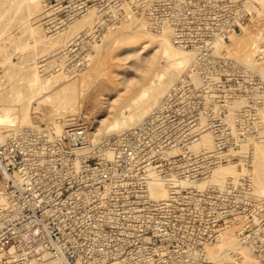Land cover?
<instances>
[{
    "label": "built area",
    "instance_id": "1",
    "mask_svg": "<svg viewBox=\"0 0 264 264\" xmlns=\"http://www.w3.org/2000/svg\"><path fill=\"white\" fill-rule=\"evenodd\" d=\"M115 2L129 4L155 31H170L191 61L157 105L129 128L96 140L85 124L26 127L0 138V264H209L205 246L192 260L168 234L181 228L186 209L175 199L181 195V187L175 188L181 167L176 175L169 172L170 149L181 140V128L196 125L199 115L210 116L213 124L227 117V105L239 95L251 98L256 113L264 115V93L248 91L245 78L208 71L224 58L216 54L218 44L264 19V9H257L258 0ZM231 80L238 93L227 88ZM185 108L191 113L187 123L181 117ZM248 111L239 108L233 116ZM214 126L216 150L198 159L219 156L232 145L229 133L236 141L253 129ZM161 188L165 195L156 197ZM257 208L259 222L244 207L233 208L226 221L237 227L239 246L264 259V206ZM213 237L221 235L216 231Z\"/></svg>",
    "mask_w": 264,
    "mask_h": 264
},
{
    "label": "rangeland",
    "instance_id": "2",
    "mask_svg": "<svg viewBox=\"0 0 264 264\" xmlns=\"http://www.w3.org/2000/svg\"><path fill=\"white\" fill-rule=\"evenodd\" d=\"M37 7L40 8L37 9ZM130 8L129 4H121L119 6L115 0H0V91H4L3 93L0 92V96L1 94L3 96L0 98V103H9L11 101L10 103L15 107L11 119L15 123L14 128L16 129L12 130L13 126L6 123H4L6 126L0 124L1 139L12 138L20 129L26 127L68 128L78 124H85L91 131L97 127L102 128L104 133L100 136H107L120 131L115 129L105 130L112 119L120 112L122 106L131 100L129 98L140 94L153 78L170 64L169 57L164 56L157 57L156 61L151 64L150 57L158 49V43L154 37L159 38L164 33L155 31L147 24H145V28L144 23H146V20H136L135 17L138 15L131 13ZM28 9L30 10L28 11ZM257 9H264V0H258ZM34 12L37 14H34ZM89 17L90 21H88ZM92 17H95V19L92 20ZM78 19L82 22L78 21ZM139 21L143 24H139ZM38 22L39 26L35 25ZM83 22L84 24H82ZM140 25L143 26L140 27ZM71 28L74 30L73 32ZM135 28L145 31L147 34H137ZM36 29H38L37 32L40 31V34L36 33L37 36L39 35L38 37L35 35ZM165 33L169 37H173L170 31H165ZM42 36L46 38L43 39ZM253 42L256 43L259 49L251 57L247 54ZM221 43L222 46H218L219 50L216 54L222 55L224 58L220 59L221 63L216 64L215 67H210L208 71L212 73L225 72L233 79H235V76H239V80L245 78L247 84H249L246 87L248 91L264 93V19H256L246 24L237 30L230 39H226ZM36 45L40 47L37 49ZM176 45L180 47L178 44ZM22 46H25V48ZM183 50L187 51L186 49ZM27 51L31 52L32 55L30 53L28 55ZM26 55L29 56V59L25 60L24 57ZM52 56L54 57V61L53 59L52 61L55 62V65L52 62L53 67L51 64L48 65L50 63L48 61L51 60ZM61 57L63 58L61 59ZM64 57L67 58L64 59ZM33 59L35 60L33 61ZM24 61L32 65L28 64V66L26 64V66ZM190 61L191 58L185 67L180 68L174 74L172 77L174 80L170 79L169 83H167V79H164L165 83H163L166 85H164L165 87H163V90L158 95L162 97L184 75ZM14 62L17 64H14ZM21 64L24 65L23 68L20 67ZM43 65L48 71L43 70ZM34 66L38 70L40 68L39 72L42 74L44 71L45 73L44 76L41 73L39 74L37 82L32 84L33 88L31 85L32 80L28 81V78L33 77V74L29 73L30 76H27V73L31 72L30 70L33 73ZM24 68H27L26 70L29 68V71L26 73ZM16 69L18 70L16 71ZM19 70H24L25 72H22L24 74H21ZM56 72H60L61 75ZM62 74L66 75L63 77ZM20 76L23 77L20 78ZM57 76L58 78H56ZM198 76L200 77V75ZM14 77L17 80L19 78L18 81L21 82L17 81L14 83L16 81ZM199 77L197 79H200ZM21 79L26 80L23 81ZM131 80H136L137 84L129 89L127 86ZM54 81L58 85L56 82L53 85L52 82ZM10 82L15 84V89L10 86L12 84ZM230 82L232 84L227 85V88L232 87L231 89L238 93V86L232 80ZM21 84L22 86L18 87ZM5 87H7L6 90L12 87L7 90L10 97L5 92ZM13 91L16 92L14 93ZM150 92L153 93V90H150ZM16 93L20 94V96H22V93L23 95L25 94L23 97L25 99L20 96L22 98H19L20 100L15 98L18 97ZM151 95L153 96L150 93L147 95L148 98L146 96L142 100L145 102H143L145 106L151 105L149 110L154 108L161 98L158 95L155 98ZM245 95L247 98L249 94ZM11 96L12 99L14 98V102L11 100ZM240 96L242 97L241 99L237 98L239 100L236 99L229 102L227 105L230 111L229 115L220 119L218 118L216 124L210 122V116L199 115L198 121L195 122L196 125H188L185 128H181V140L177 141V144L170 150L169 172L176 175L177 168L181 167V184H175V188L181 187V195L175 199L181 202V208L186 209L181 212V228L168 229V234L170 238L172 237L181 243V250H184V253L192 260L194 258L198 259L200 255L202 256L200 248L203 246H205L203 249L204 256L209 261V264H215L214 259L216 254H221L228 249L233 251V256H231L233 262L241 260L243 250L250 256L256 257L251 248L239 246L237 227L227 226L228 223L226 221L234 216V212H232L233 208L244 207L248 210L250 218L259 222L262 211L257 207L264 206V183L263 181L259 182L256 180L255 167H253L259 157L260 163L264 165V153H261L260 150L263 147L259 146L263 143H259V141H263L264 139V132L261 133L259 131L260 128H264V122H261L264 121V115L256 113L253 106L254 101H251V98L246 100L244 95ZM29 97H32L31 102ZM3 98L6 100H3ZM24 101L25 103L28 102V106L27 104L24 105ZM26 107H28V112L26 109H23ZM137 108L135 107L132 111L126 110L125 113L135 112L139 109ZM239 108H245L249 111L247 114L236 118L233 116V111L236 112ZM22 109L25 111L24 113H22ZM149 110H147L146 114ZM183 113L184 115L181 117L186 119L183 123H187V119L191 118V113L186 108ZM144 116L138 117L135 123L125 128L135 125ZM21 117L22 120L20 121ZM102 118L103 121H100ZM236 119L238 125L234 124ZM217 124L224 125V127L227 125L228 127L226 128L240 126L253 129H251L247 137L241 134L242 137L236 141L233 140V136L229 133L230 143L233 146L229 145L228 148L215 158L207 156L204 159H198L197 156L216 150L215 131H218L219 128H214V125ZM189 126L190 128H188ZM205 132L210 133L213 143L209 147H198L196 144ZM179 159H181V163ZM215 169L220 170V180L213 177ZM176 178L179 177L177 176ZM155 196L159 197L156 194ZM213 222H216V225L221 227H208ZM225 230L232 232L236 240L232 239L231 241L223 237L224 235L222 236V234ZM216 231L221 235L217 240L213 237ZM217 244L219 247H214ZM207 246L211 248L208 250ZM211 249H214V251ZM211 251L213 252L211 253ZM240 254L241 257L239 258L238 255ZM256 258L262 262L264 261V259Z\"/></svg>",
    "mask_w": 264,
    "mask_h": 264
},
{
    "label": "bare ground",
    "instance_id": "3",
    "mask_svg": "<svg viewBox=\"0 0 264 264\" xmlns=\"http://www.w3.org/2000/svg\"><path fill=\"white\" fill-rule=\"evenodd\" d=\"M59 3V2H58ZM58 5V4H57ZM80 5V4H79ZM63 6V5H62ZM35 7V6H34ZM54 7V6H53ZM36 8V7H35ZM35 8H34V10H35ZM38 8H40V7H37V9ZM31 9V8H30ZM30 9H28V11L30 10ZM27 11V12H28ZM33 11V10H32ZM38 11V10H37ZM36 11V12H37ZM36 12H34V14H37ZM40 12V11H39ZM95 12V11H94ZM100 12V11H99ZM30 13V12H29ZM28 13V14H29ZM46 13H48V12H46ZM60 13V12H59ZM75 13V12H74ZM49 14V13H48ZM76 14V13H75ZM74 14V15H75ZM33 15V14H32ZM89 15V14H88ZM95 15V14H94ZM29 16V15H28ZM31 16V15H30ZM51 16V15H50ZM71 16V15H70ZM90 16V15H89ZM86 17V16H85ZM84 17V18H85ZM88 17V16H87ZM51 18H52V16H51ZM77 18V17H76ZM93 18V17H92ZM136 18V20H139V19H143L142 17H140V16H137V17H135ZM88 19V18H87ZM95 19V17L92 19V20H94ZM38 20V19H37ZM49 20H51V19H49ZM60 20V19H59ZM86 20V19H85ZM64 21V20H63ZM77 21V20H76ZM78 21H80V19H78ZM77 21V22H78ZM88 21H90V17H89V20ZM80 22H82V21H80ZM85 22H87V21H85ZM68 23V22H67ZM89 23V22H88ZM95 23V22H94ZM141 22L139 21V24H140ZM39 24V22L37 23V24H35V25H38ZM41 24H42V22H41ZM55 24V23H54ZM65 24V23H64ZM70 24V23H69ZM82 24H84V22L82 23ZM141 24H143V23H141ZM145 24H147V22L146 23H144V26H145V28H146V25ZM76 25H77V23H76ZM81 25V24H80ZM138 25V24H137ZM39 26V25H38ZM78 26V25H77ZM76 26V27H77ZM89 26V25H88ZM143 26V25H142ZM141 25H140V27H142ZM43 27V26H42ZM55 27V26H54ZM72 27V26H71ZM80 27V26H79ZM78 27V28H79ZM140 27H138V28H140ZM37 28V27H36ZM57 28V27H56ZM73 28V27H72ZM71 28V29H72ZM138 28H135L136 30V33L137 34H140V33H145V31H140ZM144 28V29H145ZM142 29V28H141ZM37 30L38 29H36L35 30V35H36V33L37 34H40V31H38L37 32ZM50 30V29H49ZM67 31V30H66ZM74 30L72 29V32H73ZM33 32V31H32ZM41 32H42V29H41ZM164 34H162V36L160 35L159 36V38H157V37H154L155 38V40H157V43H158V49L151 55V64H153L155 61H156V59H157V57H159V56H161V57H169V59H170V64L168 65V67L165 69V70H162V71H160L158 74H157V76L156 77H154L153 78V80L149 83V85L146 87V88H144V90H142L141 92H140V94H138V95H136V96H132L131 98H129V99H131L127 104H125L124 106H122V108H121V110H120V112L112 119V121L108 124V128H106V130L105 131H109V130H112V129H115V130H121V129H125V127H128L129 125H131L132 123H135V121L137 120V118L139 117H141V116H144L145 114H146V112H147V110H149V108H150V106L148 107L147 105L145 106L144 104H143V102L144 101H142V100H144L145 99V97L147 96V95H149L150 93L151 94H153V96L152 97H157V95L160 93V91H162L163 90V87H165L164 85H166V84H164L165 83V80L164 79H167L166 81H168L167 83H169V81H170V79H172V77L174 76V74L180 69V68H182V67H185V65L189 62V60H190V58H191V56H190V53H189V51L187 52H185V50H183L182 48H180V47H177V45H176V43H175V41H174V39L173 38H171V37H169L165 32H163ZM33 34V33H32ZM74 34V33H73ZM137 34H136V36H137ZM143 34H141V35H143ZM145 34H147V33H145ZM144 34V35H145ZM51 35V34H50ZM56 35V34H55ZM61 35V34H60ZM70 35V34H69ZM141 35H138V36H141ZM32 36V35H31ZM37 36V35H36ZM39 36V35H38ZM37 36V37H38ZM46 36H47V34H46ZM32 37H34V36H32ZM44 36H42V38H43ZM59 37V36H58ZM40 38H41V36H40ZM46 38V37H45ZM45 38H43V39H45ZM57 38V37H56ZM153 38V39H154ZM65 39V38H64ZM36 40V39H35ZM38 40V39H37ZM50 40V39H49ZM40 42H41V40H39ZM47 41V40H46ZM247 41V40H246ZM62 43H63V41H62ZM30 44V43H29ZM221 45H219L218 44V46H222V43H220ZM40 45V44H39ZM37 46V45H36ZM22 47H24L25 48V46H22ZM38 47H40V46H37L36 48L38 49ZM55 47V46H54ZM21 48V47H20ZM50 48V47H49ZM48 48V49H49ZM61 48V47H60ZM219 48H221V47H219ZM245 48H246V44H245ZM47 49V50H48ZM59 49V48H58ZM259 49V47L256 45V43L255 42H253L252 43V47L251 48H249V53L247 54V55H250L251 57L255 54L254 52L255 51H257ZM22 50H23V48H22ZM39 50H41V49H39ZM60 50V49H59ZM61 50H62V48H61ZM33 51V50H32ZM38 51V50H37ZM42 51V50H41ZM55 51V50H54ZM58 51V50H57ZM14 52V51H13ZM12 52V53H13ZM15 52H16V50H15ZM28 52V51H27ZM29 53L31 54V52H28V55H29ZM41 53V52H40ZM42 53H44L43 51H42ZM41 53V54H42ZM48 53V52H47ZM26 54V53H25ZM50 54V53H49ZM56 54V53H55ZM55 54H53V55H55ZM23 55V54H22ZM28 55H26V56H28ZM32 55V54H31ZM34 55V54H33ZM36 55H38V54H36ZM66 55V54H65ZM11 56H12V54H11ZM26 56L24 57L25 58V60L26 59H29V56H28V58H26ZM51 56V55H50ZM64 56V55H63ZM68 56V55H67ZM34 57H35V55H34ZM41 57V56H40ZM57 57V56H56ZM19 58H20V56H19ZM22 58H23V56H22ZM54 57L52 56V58H51V60L50 59H48V60H50V61H48V65H50L51 64V66H52V62L54 61V59H53ZM63 57H61V59H62ZM65 58H67V57H64V59ZM36 59V58H35ZM35 59H33V61L35 60ZM52 59H53V61H52ZM56 60V59H55ZM68 60V59H67ZM30 61V60H29ZM36 61H37V59H36ZM46 61V60H45ZM56 61H58V60H56ZM65 61V60H64ZM22 62V61H21ZM25 62V61H24ZM28 62V61H27ZM38 62V61H37ZM42 62V61H41ZM61 62H63V61H61ZM71 62V61H70ZM23 63V62H22ZM33 63V62H32ZM54 63V65H55V62H53ZM14 64H17V63H15L14 62ZM24 64V63H23ZM23 64H21L20 65V67H24V65ZM27 63L25 62V65H26ZM29 64V63H28ZM27 64V65H28ZM34 64V63H33ZM44 65H45V63H43ZM47 64V63H46ZM58 64H60V62L58 61ZM26 65V66H27ZM29 65H32V64H29ZM28 65V66H29ZM35 65V64H34ZM43 65V70H47V69H45V66ZM47 65V66H48ZM53 65V66H54ZM61 65H63V63H61ZM65 65V64H64ZM7 66H9V65H7ZM36 66V65H35ZM34 66V69H33V73H32V70H30L31 72H28L27 73V71H29V68H28V70H26L27 68H24V70H26V73L28 74L27 76H30V74L29 73H31V74H33V77H31V78H28V81L29 80H32L31 82V85L32 84H35V82H37L36 80H38L39 78H38V76H40L39 74L41 73V72H39V70H40V68H39V70L36 68ZM42 66V65H41ZM51 66H49V67H51ZM52 66V67H53ZM59 66V65H58ZM261 66V65H260ZM31 67V66H30ZM37 67H38V65H37ZM51 67V68H52ZM56 67V66H55ZM63 67V66H62ZM61 67V68H62ZM68 67V66H67ZM264 67V66H263ZM2 68V67H1ZM9 68H10V66H9ZM42 68V67H41ZM48 68V67H47ZM61 68H60V70H61ZM7 70H10V69H8V68H6ZM20 69V68H19ZM31 69V68H30ZM18 69H16V71H17ZM22 70V69H21ZM23 70V71H24ZM50 70H52V69H50ZM79 70V69H78ZM262 70V69H261ZM15 70H14V72H16ZM20 71V70H19ZM18 71V72H19ZM23 71H20V73L21 74H24V73H22ZM45 71H44V73H45ZM48 71V70H47ZM25 72V71H24ZM263 72H264V70H263ZM8 73V72H7ZM44 73L42 74V76H44ZM47 73V72H46ZM56 73H60V72H56ZM63 73V72H62ZM73 73V72H72ZM78 73V72H77ZM16 74V73H15ZM55 74V73H54ZM57 74V75H58ZM18 75V74H17ZM59 75H61V73L59 74ZM66 74H62V76L64 77ZM15 76V75H14ZM25 76V75H24ZM51 76V75H50ZM61 76V77H62ZM10 77V76H9ZM23 77V76H22ZM21 76H20V78H22ZM45 77H46V75H45ZM61 77H59V78H61ZM15 78V77H14ZM26 79H27V77H25ZM48 78V77H47ZM56 78H58V76L56 77ZM68 78H70V77H68ZM9 79H12V78H9ZM16 79V78H15ZM26 79H21V80H26ZM65 79H66V77H65ZM178 79V78H177ZM18 80H19V78H18ZM17 79H16V81H14V83L15 82H17L18 81ZM58 80H61V79H58ZM57 80V82L59 83V81ZM172 80H174V79H172ZM10 81V80H9ZM22 81V82H23ZM13 82V81H12ZM12 82H10V83H12ZM18 82H21V81H18ZM30 82V81H29ZM56 81H54V82H52L53 83V85L54 84H56L55 83ZM62 82V81H61ZM164 82V83H163ZM25 83H27L26 81H25ZM50 83V82H49ZM58 83H57V85H58ZM161 83H163L162 85H160ZM20 84V83H19ZM23 84V83H22ZM22 84L21 85H19L18 87H20V86H22ZM28 84V83H27ZM60 84V83H59ZM137 84V81L136 80H131V81H129L128 82V86L127 87H129V89L131 88V87H133V86H135ZM1 85H2V83H1ZM14 85L15 84H11L10 86H12V87H14ZM24 85H26V84H24ZM23 85V86H24ZM50 85H52L51 83H50ZM33 86V85H32ZM38 86V85H37ZM46 86V85H45ZM4 87V86H3ZM11 87V88H12ZM17 87V86H16ZM17 87V88H18ZM44 87V86H43ZM56 87V86H55ZM6 88L7 87H5V92L7 93V90H9V89H11V88H9V89H7L6 90ZM33 88H34V86H33ZM42 88V87H41ZM13 89H15V87L13 88ZM37 89V88H36ZM39 89H40V87H39ZM44 89V88H43ZM45 89H46V87H45ZM52 89V88H51ZM62 89V88H61ZM4 90V89H3ZM21 90V89H20ZM41 90V89H40ZM150 90H153V93L152 92H150ZM18 91H19V89H18ZM17 91V92H18ZM34 91H36V90H34ZM1 92V91H0ZM4 91H2L1 93H3ZM14 92V91H13ZM16 92V91H15ZM14 92V93H15ZM21 92V91H20ZM6 93H5V95H6ZM35 93V92H34ZM161 93H163V92H161ZM17 95H18V93H16ZM36 94V93H35ZM58 94H60V93H58ZM7 95L9 96V94L7 93ZM13 95V94H12ZM25 95V94H24ZM24 95H23V93H22V96H20V94L18 95V97H15V98H20V97H24ZM31 95V94H30ZM33 95V94H32ZM161 95H163V94H161ZM20 96V97H19ZM35 96V95H34ZM158 96H160V95H158ZM3 96H2V94H1V96H0V98H2ZM10 97V96H9ZM8 97V98H9ZM14 97V96H13ZM28 97V96H27ZM26 97V98H27ZM33 97V96H32ZM32 97L30 98L29 97V99H30V102L32 101L31 99H32ZM161 97V96H160ZM7 98V99H8ZM22 98H20V99H22ZM146 98H148V96L146 97ZM19 99V100H20ZM23 99H25V98H23ZM158 99V98H157ZM156 99V100H157ZM3 100H6V99H4L3 98ZM9 100V99H8ZM11 100L14 102L15 100H14V98L12 99V96H11ZM17 100V99H16ZM148 100V99H147ZM155 100V99H154ZM27 101V100H26ZM29 101V100H28ZM11 102V101H10ZM0 103V124L2 125H5L6 126V124H8V125H10V126H13V128H12V130H14L15 128V123L12 121V119H11V116H12V112H13V110L15 109V107H13V104L12 103ZM147 102V101H146ZM16 103V102H15ZM28 103V102H27ZM27 103H25V101H24V105L25 104H27ZM145 103V102H144ZM153 105H154V103H153ZM27 106H28V104H27ZM137 108L138 110L137 111H135V112H130L129 114H126L125 113V111L126 110H131L132 111V109H134V108ZM23 109H26V111L28 110V107H26V108H23ZM22 109V110H23ZM29 111V110H28ZM27 111V112H28ZM150 111V110H149ZM25 111L23 110L22 111V113H24ZM22 116H23V114H22ZM253 116V115H252ZM22 120V117L20 118V121ZM24 121H25V119H24ZM28 121H30V120H28ZM59 121V120H58ZM100 121H103V118L102 119H100ZM231 122V121H230ZM4 123H6V124H4ZM59 123V122H58ZM137 123V122H136ZM21 124V123H20ZM9 126V127H10ZM18 126V125H17ZM16 126V128H18ZM22 126V125H21ZM31 126H33V125H31ZM99 126V125H98ZM58 127V126H57ZM4 129V128H3ZM11 129V128H10ZM60 129V128H59ZM108 129V130H107ZM16 130V129H15ZM103 131H102V128H100V127H97L95 130H93L92 131V134H93V137H94V140H96V139H99V137H100V135H103ZM13 134V133H12ZM10 135H11V133H10ZM9 135V136H10ZM14 135H15V133H14ZM11 136H13V135H11ZM264 138V137H263ZM256 142V141H255ZM261 142H263V143H261ZM212 143H213V139H212V137H211V135H210V133H208V132H205L203 135H201V137H200V140L198 141V143L196 144L198 147H209V145H212ZM259 143H261L262 145H259V146H262L263 147V149H260L261 150V153L263 152L264 153V139H263V141H259ZM241 144V143H240ZM233 146V145H232ZM239 146V145H238ZM171 150V149H170ZM233 150V149H232ZM240 151V150H239ZM248 151V150H247ZM171 152V151H170ZM173 152V151H172ZM233 153H235V152H233ZM239 153V152H238ZM241 153V152H240ZM244 153V152H243ZM251 153V152H250ZM232 154V153H231ZM249 154V153H248ZM248 154H247V157H248ZM237 155V154H236ZM241 155V154H240ZM239 155V156H240ZM245 156V155H244ZM250 156H251V154H250ZM241 157V156H240ZM259 157V156H258ZM240 159V158H239ZM245 160V159H244ZM248 160V159H247ZM252 160V159H251ZM256 160V159H255ZM254 160V161H255ZM237 161H238V159H237ZM229 162H230V160H229ZM240 162H243V161H240ZM234 164V163H233ZM232 166V165H231ZM241 167V166H240ZM253 167H255V172H256V180L257 181H263V183H264V165L263 164H261L260 163V157H259V159L257 160V162L255 163V166L253 165ZM234 169V168H233ZM236 170V169H235ZM220 172V170H218V169H215L214 170V173H213V177H214V179H218V180H220L221 178H220V176H219V173ZM230 172H232V171H230ZM212 178V177H211ZM213 179V178H212ZM185 180V179H184ZM204 185V184H203ZM154 191H157V189H154ZM155 194L156 195H158V196H164L165 195V190L163 189V188H161V189H159L158 191H157V193L155 192ZM4 205V200H3V197L0 195V207H2ZM224 235V236H223ZM222 236L223 237H225L226 239H229V240H231L232 241V239H234V240H236L235 239V237L233 236V234H232V232H227L226 230H225V232L222 234ZM234 237V238H233ZM222 240H224V239H222ZM235 243H236V241H235ZM222 244V243H221ZM237 244V243H236ZM209 246H211V245H209ZM208 247V246H207ZM214 247H216V248H218L219 246H218V244H217V246H214ZM213 246H212V248H214ZM211 247H208V250L210 249ZM207 249V248H206ZM211 250H213L214 251V249H211ZM213 251H211V253L213 252ZM216 252V251H215ZM220 252V251H219ZM233 251L230 249H228L227 251H223L221 254H218L217 252V254L216 253H214V254H216V256H215V264H264V261L262 262V261H260L259 259H257L256 257H252V256H250L248 253H246V252H244V250H243V255H242V258H241V260H237V261H232L231 260V256H233V253H232ZM212 257V256H211ZM236 257V256H235ZM234 258V257H233ZM212 259V258H211Z\"/></svg>",
    "mask_w": 264,
    "mask_h": 264
}]
</instances>
